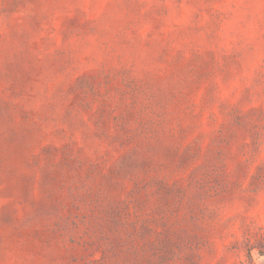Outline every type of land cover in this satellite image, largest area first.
<instances>
[{
	"label": "rangeland",
	"instance_id": "obj_1",
	"mask_svg": "<svg viewBox=\"0 0 264 264\" xmlns=\"http://www.w3.org/2000/svg\"><path fill=\"white\" fill-rule=\"evenodd\" d=\"M0 264H264V0H0Z\"/></svg>",
	"mask_w": 264,
	"mask_h": 264
}]
</instances>
